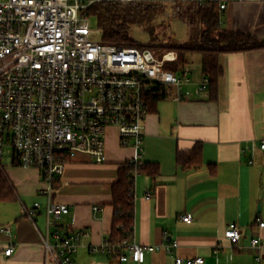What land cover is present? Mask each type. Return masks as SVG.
Returning <instances> with one entry per match:
<instances>
[{"label":"crops","instance_id":"obj_1","mask_svg":"<svg viewBox=\"0 0 264 264\" xmlns=\"http://www.w3.org/2000/svg\"><path fill=\"white\" fill-rule=\"evenodd\" d=\"M221 22L263 40L264 0L230 3ZM219 65L223 74L213 97L207 89L209 98L162 99L150 109L143 151L148 169L134 184V241L146 249L143 264H176L179 257L203 258L204 264H264V228L258 222H264V48L221 54ZM193 77L191 88L203 79ZM197 145L201 164L179 165V152L190 153ZM134 155L133 147L121 146L118 129L110 128L103 164L82 153L66 164L53 200L70 212L51 230L83 233L75 264H122L91 247L111 242L112 185ZM6 164L15 199L0 202V227H11L15 253L5 256L9 239L0 234V264H56L47 260L43 246L47 199L40 193L45 188L40 173ZM37 202L42 208L32 221L23 205L32 208ZM185 214L191 223L179 220ZM231 223L243 234L233 247L225 237ZM170 245L175 246L168 251Z\"/></svg>","mask_w":264,"mask_h":264},{"label":"built area","instance_id":"obj_2","mask_svg":"<svg viewBox=\"0 0 264 264\" xmlns=\"http://www.w3.org/2000/svg\"><path fill=\"white\" fill-rule=\"evenodd\" d=\"M236 1L241 0H0V171L5 173L7 158L11 165L39 171L45 185L40 193L47 199V260L75 264L83 237L81 232L51 230L70 212L53 200L66 164L79 153L103 164L107 131L117 128L121 146L135 150L125 163L135 184L147 166L145 124L153 95L175 102L210 97L207 77L191 88L196 84L193 66L166 69L178 63L177 51L158 55L148 48L96 40L87 9L98 2H145L177 10L215 5L224 11ZM41 208L38 202L32 208L23 205V214L35 221ZM179 220L191 223L192 216ZM258 222L264 228V222ZM0 234L9 239L5 256L12 257L11 227H0ZM225 237L235 246L243 237L240 226L229 224ZM259 243L252 241L254 247ZM145 250L134 241V232L128 239L91 247V252L122 264H143ZM176 264H204V259L179 257Z\"/></svg>","mask_w":264,"mask_h":264},{"label":"trees","instance_id":"obj_3","mask_svg":"<svg viewBox=\"0 0 264 264\" xmlns=\"http://www.w3.org/2000/svg\"><path fill=\"white\" fill-rule=\"evenodd\" d=\"M164 9L162 5L145 2H98L87 9V16L97 22L101 32L100 40L104 43L121 47L148 48L156 54L175 50L179 54L177 63L179 67L192 66L193 57L199 55L198 75L209 79L208 89L212 97L217 93L218 82L223 74L219 65L221 54L264 48V39H259L248 32L231 31L223 27L221 22L223 11H219L215 5L204 8L195 5L185 7L180 17L191 26V33L185 44L161 41L149 27L146 29L150 36L149 43L144 45L138 42L133 36V27L148 26ZM162 99H164L163 95H153L150 109ZM201 153L199 145L190 153L179 152L178 163L183 167L199 166ZM147 169L148 165L144 171ZM14 199L15 194L10 187L9 180L5 173L0 171V202H10ZM112 199L114 219L110 240L114 243L128 239L129 235L134 232L135 226L134 180L129 176L125 166L121 169L119 180L112 185Z\"/></svg>","mask_w":264,"mask_h":264},{"label":"rangeland","instance_id":"obj_4","mask_svg":"<svg viewBox=\"0 0 264 264\" xmlns=\"http://www.w3.org/2000/svg\"><path fill=\"white\" fill-rule=\"evenodd\" d=\"M164 11L154 18L151 24L148 26L146 25H139L134 26L132 29V33L134 38L140 42L141 44H148L150 40L149 34L146 32V29L152 28L154 31V35L162 40H166V42L174 41L181 44L187 43L189 39V35L191 33V26L187 21H183L180 17V15L184 12L185 7H182L180 10H177L175 8H172L170 6H164ZM161 11V10H160ZM91 27L95 33V39L100 40L101 38V32L98 29L97 22L94 19H91ZM162 53V52H161ZM158 55H162V54ZM192 59V57H190ZM192 66L196 69V72H194V75L198 76L200 71V56L195 55L193 57V63ZM179 65L177 64H169L167 66V70L174 71L175 69H178ZM8 158L5 160V163H8Z\"/></svg>","mask_w":264,"mask_h":264}]
</instances>
